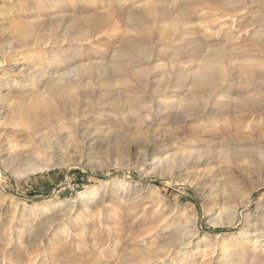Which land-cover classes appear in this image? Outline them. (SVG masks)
Masks as SVG:
<instances>
[{
  "label": "rangeland",
  "instance_id": "374dc122",
  "mask_svg": "<svg viewBox=\"0 0 264 264\" xmlns=\"http://www.w3.org/2000/svg\"><path fill=\"white\" fill-rule=\"evenodd\" d=\"M163 8L164 18L182 13L184 23L177 31L166 25L169 39L155 41L143 13ZM86 19L100 20L84 28L86 40L18 47L10 51L7 75L0 66V98L7 102L42 89L50 76L69 77L77 65H105V82L112 84L104 95L100 77L78 71L69 78L90 112L43 124L34 136L23 128L12 148L5 146L0 264H264V91L255 87L264 83V0H0V28L12 20L16 29L1 31L0 47L25 31L22 21L59 38L69 23ZM125 39L141 43L152 57L149 66L128 59L147 79L134 82L139 92L124 93L129 101L121 99L116 112L120 85L110 61ZM206 60L219 62L228 80L210 99L201 93L193 99L192 72ZM158 64L173 81L168 93L155 97ZM20 68L46 74L21 91L7 78ZM133 101L143 102L145 120L129 111ZM172 101L195 109L176 118L178 107L167 106ZM243 101L260 108L234 111ZM189 151L193 158L181 157ZM167 155L182 161L166 165L161 159ZM43 162L59 164L29 169Z\"/></svg>",
  "mask_w": 264,
  "mask_h": 264
},
{
  "label": "bare ground",
  "instance_id": "6f19581e",
  "mask_svg": "<svg viewBox=\"0 0 264 264\" xmlns=\"http://www.w3.org/2000/svg\"><path fill=\"white\" fill-rule=\"evenodd\" d=\"M223 5L224 4H222V6ZM3 13H4V11H3ZM164 13H165L164 8L160 11L148 10L146 12L144 11V13H143V16H145L147 20H142V22H145L148 24V26H149L148 31L150 32V30L151 31L156 30V32L158 34L156 37L157 39H155V41L156 40L167 41L169 39V34L167 33L165 35L164 34L165 32H163V30H162V29H164V27L166 25H168V24L170 25L169 26L170 28L168 30L172 29V31L173 30L177 31L176 29L178 27V23H180V22L184 23V15L182 13H177V14H172V15H170L171 13H169L166 18H164V16H163ZM138 16H140V15H138ZM168 17L169 18L171 17L172 19L169 21ZM22 22H21V24H18V25L25 26V31L24 32L20 31V33H18V34H12L8 38V39H11L10 41H8V44L9 43H12V44L9 46H6V47H3V46L0 47V52H1L0 54L2 57V63L0 66L2 67L1 68L3 71L2 74H4V75L6 73H9L8 71H10L9 67L11 65V62L9 61V58L13 57L12 54L10 53V51L15 50L18 47L21 48L22 46H24V47L25 46L44 47L50 43H55L59 46V45H63V42H65V41L67 43L84 41L88 38V37L86 38V36H84V34L82 35V33L84 32V28L87 29V28H90L91 26L92 27L97 26L99 24L100 20L97 21V20L86 19L82 22L83 24H81V25L79 22L73 21L65 27V29H64L65 31L63 32V34L61 36L59 35V38L55 37L57 39L55 41L53 40V39H55L53 37V35H52L53 38L51 37L50 34L42 35L39 33L40 29L38 27L33 26V25L27 26V24H29L27 21H26L27 23H24V22L22 23ZM30 23H32V22H30ZM141 25L142 24H140V26ZM142 27H143V25H142ZM13 28H15L14 27V21L10 20L7 22V24L2 25V27L0 28V33H1V31H5L7 29H9L10 32H15L16 29H13ZM149 32H148V34H149ZM68 52H70V51H68ZM78 52H76V53H78ZM48 55H50V54H48ZM56 56L57 55L54 54V55L49 56V58L47 57L48 59L46 61L49 63V65L51 64V62L54 60V58ZM75 56H72V57L74 58ZM7 57H8V59H7ZM30 57L33 59L34 55H30L29 58ZM151 57L152 56H150V53L146 47H144L141 43L131 41L130 39H125L123 45L120 48H118L116 55H114V57L110 61V65L113 68V74H115V77H116V78L114 77L115 78L114 81H116V83L117 84L119 83V85H120L119 91H117V93H116V99L113 100L114 104H115V106H113V107H115L114 109L116 112L122 110V109H119V103H121L122 100L123 101H129L128 99L125 100L123 94L124 93H126V94L130 93V94L134 95L138 91V89L136 90V87H135L137 85H134L135 84L134 82L137 79L144 81L143 78L145 77V74L143 73L142 70H135L134 71V69L132 68L133 66L132 67L129 66L128 59L134 58L138 64L147 63V66H149L148 61L151 60ZM44 58H45L44 56L41 58H38L39 62L45 60ZM3 62H6L5 66H4ZM39 64H41V63H39ZM66 64H68V63H66ZM6 66L8 68H6ZM35 66L36 65L34 64L31 68H34ZM106 68L107 67L103 64H101L99 66H95V67L90 65V66H87L86 68H83V69H80L79 66L77 65V66L69 69L67 72L70 74L69 77L70 76L76 77L78 74V71H80V70H81L80 71L81 74L85 73L88 76H97V78L100 77L102 80V83H104L103 85L105 86V90H104V95H105V94H108L112 88L111 83L105 82V79H107L105 77V75H107V74H105V72L107 70ZM146 69H148V68L146 67ZM156 69L159 71V73L156 75V76H158L156 78V80L154 79V84L152 86V89H153L152 93H154V95H155V93L157 95H160V93L162 94V92H163V94H166L169 92L168 88H171L170 85H172L171 83L173 81L170 77L171 73L169 72L166 74L165 71L163 70V67L160 64L157 65ZM26 71H27V69L23 70L22 68H20V70L18 71V74L11 75L9 77L6 76V77L8 79L10 78V80L12 81L13 84H11V85H20L21 91L26 90V88H28L30 86V83H35L37 80L42 82L40 79L41 78L40 73L42 71L45 73L44 70H42L40 72L39 71H37V72L29 71L27 73H26ZM243 71L250 77L251 82L256 81L254 79L255 77L252 74V70L244 69ZM225 72H224V70H223V68L219 62L215 63L214 65H211L210 63H208L207 60L204 61L202 65H200L195 71L192 72L193 73L192 80H191V85L193 86L192 87L193 89L191 90L192 98L193 99L196 98L198 96V94L201 93L202 99L204 97L206 99H210L209 97L213 93L217 92L218 88H220L219 86L222 85V82L228 80L227 79L228 76H226ZM44 73L42 76H44ZM147 74H148V72H147ZM82 76L83 75H79L78 78H81ZM177 76H176L175 80H177ZM69 77L63 78L62 76L60 77L59 75L56 77L50 76L49 80H47L48 81L47 83H45V81H44L45 85L42 87V89L32 90L31 92L27 93L26 95L24 94L22 97L17 96V97H14L13 99H8V102L3 101V99L0 98V109H1L0 124L8 125V128L0 129V155L5 153L4 149H6V147H5L6 145L9 149L12 148V145H11L12 141L15 139L17 132H20L21 129H23V128L28 129L29 134L34 136V135H36L38 130L42 129L43 124L46 125V124H48L54 120H57V119H62L63 122L61 124H63L65 122H67L68 120H71V119L78 117V116H82L85 113L90 112V110L92 109V105L89 104L90 102H86L85 100L81 99V97L77 91H73L74 89H76L75 88L76 86H74L75 81L73 78H69ZM110 78H108V79H110ZM257 78L260 79V77H257ZM258 79H257V81H258ZM42 80H44V79H42ZM58 80H59V82H57ZM136 82H139V81H136ZM176 83H179L178 80L176 81ZM41 84L43 85V83H41ZM7 85L8 84L6 83L5 86H7ZM255 87L264 91V83L261 81V79L258 82H255ZM166 89H168V91H165ZM219 90H221V89H219ZM155 97H156V95H155ZM220 101L221 100L218 101L219 104H220ZM124 103H126V102H124ZM142 103H143L142 101L128 102L129 107H130L129 111L132 113V115L138 121L145 120V118H147L146 115H144V116L142 115V111L140 108L141 107L140 104H142ZM204 103L205 102H203L202 104L205 106ZM214 103L218 104L216 101ZM256 105L258 106V105H260V103L256 102ZM167 106L178 107V111H177V114L175 116L176 118H182V117L189 115V113L194 108L193 104L180 103V102L177 103L174 101H172V103L167 104ZM247 106L249 107L248 102H246V101L239 102V103H236L235 105L233 104V110L234 111H244L245 110V111L249 112V111L255 110L256 108H260V107H253L252 105H251V108H246ZM163 109H164V107H163ZM203 109L205 110L206 108H203ZM116 112H114V113H116ZM47 144H49V142ZM225 146H226L225 144L220 145V148H222V150H224ZM46 147H51V146L46 145ZM184 153L181 154L182 155L181 157H188L189 158L193 155L192 152H190V151L185 155H184ZM165 154H167V153H165ZM224 155H226V153ZM174 156L175 155H167V156H164L162 159L161 158L160 159L166 165H169V164L172 165L173 163L175 164L178 162V160L182 161L181 158L175 159ZM194 156H196L195 152H194ZM200 156H202V155L200 153H198L196 158L199 159ZM192 158H193V156H192ZM58 164L59 163H57V162H43V163H40L38 165H34V164L30 165L29 164V169H42V168L48 169L49 167H54ZM90 193L93 194L94 192H90ZM87 198H88L87 195H81L80 199L85 201ZM242 206H244V205H242ZM217 214H219V213L217 212ZM184 235L185 234L182 233L178 236L183 237ZM176 236H174L172 241H176Z\"/></svg>",
  "mask_w": 264,
  "mask_h": 264
}]
</instances>
